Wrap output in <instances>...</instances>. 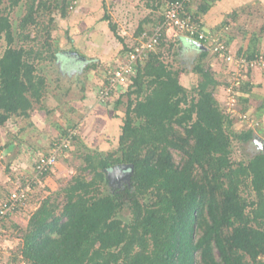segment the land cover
Wrapping results in <instances>:
<instances>
[{
    "label": "trees",
    "instance_id": "1",
    "mask_svg": "<svg viewBox=\"0 0 264 264\" xmlns=\"http://www.w3.org/2000/svg\"><path fill=\"white\" fill-rule=\"evenodd\" d=\"M197 1L198 9L191 11ZM5 2L6 8L1 9ZM23 2L26 14L15 36L10 15ZM211 7L207 0H195L186 12L202 16ZM76 8L77 0H0V41L7 43L0 57V128L13 117L29 118L35 105H41L47 80L36 65L58 59L48 40L46 50L43 44L40 49H27L15 46L17 38L31 28L51 37L53 13L66 19ZM109 19L104 16L116 33ZM139 30V35L145 32ZM180 38L194 41L184 34L179 44ZM25 40H31V34H25ZM233 40L225 37L224 41L239 58L253 61L264 54L257 50L256 37L237 52L231 49ZM175 46L164 32L157 48L137 66L118 152L87 156L84 171L92 179L75 176L57 194L55 201L63 197L62 206L48 197L26 229H13L22 241L20 260L15 258L14 263L264 264V153L258 151L247 163L233 161L234 144L252 141L255 131H235V117L216 100L221 83L211 64L218 56L198 50L192 73L199 80L190 91L180 81L186 71L165 60V55L180 56L173 52ZM247 88L241 83L235 89L249 93ZM117 103L122 105L120 99ZM115 168L132 172L131 179L105 194L102 185L108 184V174ZM30 177L21 179L23 185ZM126 208L127 223L119 218Z\"/></svg>",
    "mask_w": 264,
    "mask_h": 264
},
{
    "label": "rangeland",
    "instance_id": "2",
    "mask_svg": "<svg viewBox=\"0 0 264 264\" xmlns=\"http://www.w3.org/2000/svg\"><path fill=\"white\" fill-rule=\"evenodd\" d=\"M168 1L77 0V8L70 12L68 18L62 19L58 12L53 13L54 22L49 25L52 32L50 39L45 31L38 33L35 28L25 31L21 39L17 38L15 46L23 45L27 49L31 46H37L40 49L43 44L45 46L43 49L46 50L48 46L44 42L48 40L53 46V52H58V59L36 65L38 73L47 80V92L41 105H35L29 118L13 117L4 127L0 128V193L2 194L0 198L19 184L22 185L21 179L26 177V174L33 175L35 160L37 157H42V154H46L53 140L57 138L56 135L64 136L66 129L72 126L76 127L77 135L65 156L59 160L51 174L42 180L41 186L35 185L29 207L24 212L15 214L13 218L0 226L2 231L0 264H26L24 262L14 263L15 258L20 260L22 241L19 232L13 229L16 226L26 229L31 216L48 197L52 199V202L62 206L64 199L59 197V202H56L57 194H62V190L72 182L75 176L80 174L86 176L88 180L92 179L93 176H87L84 171L87 156L118 152L129 88H125L122 93L114 96V99L111 98L109 102L112 101L111 103L114 104L112 107L109 106L110 103L102 107L96 98V103L99 105L96 109L93 101L89 100L88 94L90 90H97L102 85L103 75L110 68L108 65L116 59L113 63L115 66L119 58L125 55L126 50L120 49L122 42L126 40L125 44L128 46L138 44L139 36H141H137L139 28L142 26L145 30H150L145 32H151L152 23L157 24L163 17ZM6 6L7 2L1 9ZM234 12L237 14L234 17L229 15L225 22L231 23L228 32L222 31L221 27L215 28L214 31L223 33L226 38H234L236 46L233 48V42L230 44L234 52L238 51L240 45H247L252 38L256 37L258 39L257 50L264 53V0L247 1L241 7H237ZM25 14V2L11 12L15 36H18L19 23ZM106 15L116 26V33L110 29L109 21L104 20ZM49 20V16L44 18L45 26L49 24ZM242 27L247 33L246 36L242 34ZM110 32L113 34L111 35ZM25 34H31V40H25ZM81 34L85 38L82 39L83 42H78L77 39ZM91 36H95L94 39ZM181 36L184 34L168 31V42L176 44L173 52H180V56L165 55V60L173 63L176 69L186 71L181 75L180 81L191 91L197 85L199 77L190 75L194 68V59L192 60L190 55L183 53L182 45L178 42ZM32 40L37 41L32 42ZM72 47L84 53V56L88 58V60H83L75 70L65 67L62 57L63 52L71 50ZM6 48L7 43L3 39L0 41V57ZM216 64V72H220V76L218 77V73L213 72L217 74L218 81L223 86L225 82L231 84L239 78V76H232L228 81L226 76L230 73L231 67L221 60L220 64ZM87 66L90 68H86ZM250 72L251 74L242 73L239 78L242 84L246 83L250 92L239 93L237 91L234 95L235 100L231 101L228 93L223 91L224 94L219 95L223 102L219 104L224 107L228 115L235 117V131L249 128L255 131V135L264 138V68L253 69ZM243 98H247V103ZM119 99L122 102L120 106L117 103ZM260 112H262L261 118L259 117ZM232 150V159L236 163H247L259 151L253 140L248 143H235ZM176 159L179 161L178 155ZM114 185L116 187L112 188L110 181L107 185L103 184V192L110 193L111 189H117L120 186L116 183ZM248 193L249 191L243 190V195L246 196ZM250 198H255L254 192ZM119 218L126 223L129 221L128 208ZM7 225L8 230L4 228Z\"/></svg>",
    "mask_w": 264,
    "mask_h": 264
},
{
    "label": "built area",
    "instance_id": "3",
    "mask_svg": "<svg viewBox=\"0 0 264 264\" xmlns=\"http://www.w3.org/2000/svg\"><path fill=\"white\" fill-rule=\"evenodd\" d=\"M194 1L178 0L169 3L163 15V20L159 21L151 32L142 33L139 43L130 51L124 53L125 55L122 58L120 57L121 59L119 58L115 66H109L110 68L105 72L103 83L97 90V99L101 105H107L111 98L132 85L133 78L137 74V66L145 63L150 52L154 51L159 45L163 33L168 31L183 33L190 39L203 44L214 55H217L219 60L235 67L234 76H239V78L244 72L248 73L253 69L264 68L263 55L253 61L237 57L230 52L224 41L223 33H216L214 30L207 29L202 23V16L195 17L187 14L188 7ZM183 14L186 17H182ZM239 78L232 82L227 89L231 101L235 100V88L242 83ZM76 135V128H68L64 136H61L50 145L46 154H42L43 156L40 158L37 157L32 178H28L25 185L19 184L16 186L11 190L7 199L0 201V226L13 218L15 214L24 212L29 207L35 185L41 186L45 176L53 171L59 160L71 148ZM1 233L0 230V238Z\"/></svg>",
    "mask_w": 264,
    "mask_h": 264
},
{
    "label": "crops",
    "instance_id": "4",
    "mask_svg": "<svg viewBox=\"0 0 264 264\" xmlns=\"http://www.w3.org/2000/svg\"><path fill=\"white\" fill-rule=\"evenodd\" d=\"M152 1H155V0H152ZM247 1H251V0H207L208 3L212 4V7L209 9L208 13H206V14H203L202 13L203 14L202 15V18H203L204 25L207 26V28L210 29V30H215V28H220L221 27L222 30H225V32H228V28L230 29V24L231 23L230 24L229 23H225L226 22V19L228 18L229 15H232V12H234L237 9V7L238 8L241 7L242 4L246 3ZM199 5H200V3H196L191 8V11L197 10ZM152 9H154V8H152ZM150 11H152V10H150ZM231 17H234V16H231ZM155 24L156 23H152V27H154ZM139 29H142V32H144V31H150V30H145V28L142 27V26ZM139 31H141V30H138L137 36H139V33H140ZM110 34L112 35L113 33L110 32ZM75 35L77 36L78 33L75 34ZM79 37L80 38H78L79 40L77 39V41L78 42H83L82 39H84L85 37H83L82 34ZM91 37H93V36H91ZM94 37H93V39H94ZM180 39H182V41H181V45H182L181 46V49H182L183 53L186 54L187 56L190 55L192 57V60L194 59V65H195L196 62H197V60H198V55H199L200 52L198 50H196L195 48L191 47L187 43L188 42L187 39H183V38H180ZM125 43H126V40L122 42V45L120 46L121 47L120 48L121 50L122 49L123 50H129V49H132L135 46V45L128 46V44H125ZM232 45H233L232 46L233 48H234V46H236L235 43H234V41H233V44ZM232 47H231V49H232ZM76 51L77 50L72 47L71 50L64 51L63 52V55H62V57L64 59L63 61L65 63L64 66L65 67L67 66L71 70H75V68H78V66L81 64V62L83 60H88L87 56L85 57L84 56V53H82L81 51H77V54L78 55H73L72 53L70 54V52L76 53ZM213 59L214 60L212 61L211 66L213 68L212 70L216 72V66H217L216 63H219L220 64V60L217 59V58H215V57ZM115 61H116V59L114 60L113 63H115ZM113 63L109 64L108 66L114 65ZM183 63H185V62H183ZM228 66L231 67L230 73H228L227 76H226V79L229 81L231 79L230 77L234 76L235 67H233L232 65H228ZM216 73H218V77H219L220 76V72L217 71ZM190 75H195V74L194 73H190ZM216 76H217V74H216ZM103 78H104V75H103ZM226 84H229V83L228 82H225L224 86L221 84V88L219 87L218 90H217V92L215 93V97H216V100L218 101V103H220L221 101L223 102V100H220L219 95L224 94L223 91H225V93H227V89L230 86V84L228 86H226ZM97 90L96 89H92V90L89 91V94H88L89 100L93 101L94 107L96 109L99 106L96 103V101H97L96 100V98H97ZM234 91H235V94H236L237 90H234ZM111 102H109L111 104L109 106L112 107V106H114V104L111 103ZM72 127H74V126H72ZM72 127H68V128H72ZM58 136H59V134H58ZM58 136L56 135L57 138L54 139L53 141H55L58 138H60Z\"/></svg>",
    "mask_w": 264,
    "mask_h": 264
},
{
    "label": "water",
    "instance_id": "5",
    "mask_svg": "<svg viewBox=\"0 0 264 264\" xmlns=\"http://www.w3.org/2000/svg\"><path fill=\"white\" fill-rule=\"evenodd\" d=\"M191 47L195 48L196 50L200 51H207L208 49L201 43L196 41H188L187 42ZM73 55H78L77 53H73ZM253 143L256 145L259 151L264 153V138L259 135H255L253 138ZM132 176V172H124L122 169L115 168L108 174V180L110 181V185L112 188H115L116 184H123L124 182H129ZM119 186V187H120Z\"/></svg>",
    "mask_w": 264,
    "mask_h": 264
},
{
    "label": "clouds",
    "instance_id": "6",
    "mask_svg": "<svg viewBox=\"0 0 264 264\" xmlns=\"http://www.w3.org/2000/svg\"><path fill=\"white\" fill-rule=\"evenodd\" d=\"M72 128H75V127H72ZM66 131H67V129H66ZM66 131H65V133H66ZM65 133H64V134H65ZM53 142H54V141H53ZM53 142H52V143H53ZM52 143H51V144H52ZM61 159H62V158H61ZM61 159H60V160H61Z\"/></svg>",
    "mask_w": 264,
    "mask_h": 264
},
{
    "label": "flooded vegetation",
    "instance_id": "7",
    "mask_svg": "<svg viewBox=\"0 0 264 264\" xmlns=\"http://www.w3.org/2000/svg\"><path fill=\"white\" fill-rule=\"evenodd\" d=\"M72 52H70V54H71Z\"/></svg>",
    "mask_w": 264,
    "mask_h": 264
}]
</instances>
